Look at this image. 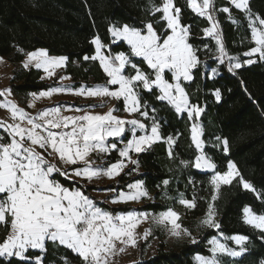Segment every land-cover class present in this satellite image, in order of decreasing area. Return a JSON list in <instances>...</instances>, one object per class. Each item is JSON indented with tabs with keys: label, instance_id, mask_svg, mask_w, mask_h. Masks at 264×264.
Segmentation results:
<instances>
[{
	"label": "snow or ice",
	"instance_id": "6c2138e0",
	"mask_svg": "<svg viewBox=\"0 0 264 264\" xmlns=\"http://www.w3.org/2000/svg\"><path fill=\"white\" fill-rule=\"evenodd\" d=\"M230 4L247 16L251 39L255 42V46L244 53L248 59L243 63H255L252 57L257 54L260 60H264V17L252 12L250 0H230ZM186 5L197 16L210 22V26L203 29V34L215 40L220 63L223 64L227 59L230 69L241 68L243 65L239 58L229 56L222 42L219 21L213 14L217 10L215 0H186ZM219 11L229 13V19L239 24V21L232 18L229 7H223ZM150 12L161 14L155 21L163 24L160 33L153 22H147L142 27L112 24L108 29L114 38L113 42L126 41L128 53L120 51L114 55H106L104 50L108 46L102 42L101 37L97 34L92 38L95 54L85 55L83 59L99 61L109 78L105 84L92 87L81 85L78 89L71 86L49 87L48 90L30 94L32 107H35L36 100L51 98L57 93L122 100L124 111L138 113L141 117L152 120L150 131L139 119H125L114 115V112L119 111L115 107L109 108L105 113L84 112L82 108L69 107L67 111L82 114L65 115V109L57 105L32 115L8 98L11 89L0 92V96L4 97L0 100V108L9 110L12 121L0 120V129L7 134V139L0 136V226L7 228V234L3 242H0V257L7 258L8 264H11L12 258L44 264L43 255L33 257L28 252L29 249H38L45 253L46 242L49 241L72 250L81 258L82 264H111L110 258L117 251L124 252L129 246L136 247L141 238L147 240L152 235L151 229H146L142 237L137 232L138 227L148 220L152 221L153 226L166 229L174 237L186 235L192 244L198 243L192 232L182 225L181 215L173 207L169 206L155 215L137 210L113 213L97 206L82 190L83 186L68 187L56 178L63 177L75 185L80 179L91 181L101 176L113 179L124 172L129 163L135 167L126 175L139 170V162L132 158V154L144 153L154 143L164 139L155 115L156 109H151L153 115L150 117L147 103L141 102L138 91L140 88L153 94L158 89L159 94L155 96L157 100L166 101L176 113H187L188 119L193 121L190 128L191 141L200 152L195 157L194 167L213 170L208 181L212 194L200 225L221 229L216 219L215 202L222 186L236 181L257 197L262 195L264 190L258 191L246 180L234 162L227 163L226 171H217V165L204 153V128L198 122L204 108L191 102L182 85V81L194 79L193 72L201 64L197 55L199 48L189 42L191 28L182 24L181 9L176 6L175 0H161L160 5L150 0ZM204 47L207 48V45ZM136 57L142 58V62L151 71L145 72L138 67V63L133 62ZM233 60H236L234 64ZM67 62V56H52L47 49L41 48L26 53L23 67L43 69L46 74L41 77L43 80L54 76L55 69L66 66ZM166 72L172 74L173 82L166 79ZM212 74L216 75L217 69L213 68ZM60 79L68 78L62 76ZM215 98L220 100L219 90L215 91ZM137 129L144 131V134L138 135ZM110 138H116V142L110 143ZM217 140L220 138L217 137ZM166 143L168 156L172 157L175 139L168 136ZM222 144L223 151L228 152L229 141L225 138ZM113 150L118 152L119 159L107 167L96 165L91 159L93 153L107 154ZM51 157H55L57 162H53ZM189 163L181 161L185 167ZM168 185L167 179L157 185L164 189L162 199H173L167 195ZM127 189L128 191L116 192L111 202L127 204L139 202L143 198L151 199L143 180L128 184ZM178 202L189 210L197 207L195 195L192 199H187L179 193ZM242 220L252 228L259 229L261 238L264 239V210L257 213L251 206H244ZM219 237H223V242ZM219 237L212 236L208 240L211 255L194 256L196 264H234L224 258L241 257L250 252L249 237L246 235L225 236L220 231ZM228 241H234L239 249L231 247ZM65 264H68L66 258ZM258 264H264V258Z\"/></svg>",
	"mask_w": 264,
	"mask_h": 264
},
{
	"label": "trees",
	"instance_id": "16d2710c",
	"mask_svg": "<svg viewBox=\"0 0 264 264\" xmlns=\"http://www.w3.org/2000/svg\"><path fill=\"white\" fill-rule=\"evenodd\" d=\"M160 5L161 0H151ZM181 9L182 24L189 25L191 36L189 42L198 47L197 55L201 61L197 70H194L192 81L183 83L190 100L204 108L198 122L204 128L203 139L206 142L205 152L217 165V171H226L227 163L234 162L243 174L258 190H264V60L259 57L250 65H243L239 69H230L229 61L221 64L218 46L214 39L206 37L203 29L210 26L205 18L197 16L187 5L186 0H175ZM216 11L213 13L219 21L222 32V42L231 57L244 60V53L255 46L251 39V28L248 27L247 16L241 10L235 9L229 0H215ZM229 7V13L219 11ZM253 13L264 17V0H250ZM160 13L150 12V0H0V57L13 65L12 77L9 88L21 102H24L32 92L48 90L49 87L71 86L78 89L81 85L92 87L105 84L109 79L99 61L84 60L85 55L92 56L95 46L91 43L95 35L101 37L102 42L108 46L106 55H114L120 51L129 52L125 41H114L108 31L112 24L117 26L129 24L142 27L147 22H153L157 32L162 31L163 24H157ZM207 45V48L204 45ZM47 49L52 56H67L68 62L58 75L41 79L44 72L31 66L27 69L22 62L26 53L37 49ZM23 51H20V50ZM110 49V50H109ZM236 61V60H233ZM133 62L138 63L145 72L151 70L142 58L136 57ZM217 69V74H212V69ZM60 74L71 76L67 84L60 80ZM126 74H129L126 71ZM221 93L220 100H216L215 91ZM141 102L147 103L150 117L151 109H156V118L159 121L160 133L164 138L153 144L146 152L132 154L138 160L139 170L126 175L134 168L129 163L124 172L120 173L113 182L104 187L88 184L87 180L79 181L73 185L71 181L57 176L61 183L68 187H81L85 194L90 196L97 206L109 212H126L129 210L158 213L173 207L180 213L181 222L191 232L198 219L206 214L207 203L212 194L208 183L211 172L196 169L195 157L198 150L191 141V123L187 113H176L173 106L166 101L155 98L159 90L153 94L142 88L138 89ZM3 96H0L2 99ZM61 104L76 107H89L91 100L81 104L79 98L66 100ZM118 112L124 110L122 100H117L115 108ZM137 116L144 124L150 127L152 120ZM140 135V132L137 133ZM7 139V135H4ZM175 139L173 156H168L166 138ZM217 137L220 140H217ZM131 139V135L128 134ZM229 141V151H223V139ZM116 142V138L109 141ZM97 159H102L104 167L115 163L119 159L115 150L107 154H97ZM103 156V157H100ZM181 161H189L185 167ZM167 179V195L173 199H162L163 187H157ZM137 180H143L149 190L151 199L143 198L139 202L127 204H111L100 201L92 194L93 190L115 189V192L127 191V185ZM185 198L197 197V207L186 209L178 202V194ZM203 198V199H201ZM244 206H251L257 213L264 210V191L257 197L255 193L245 190L236 181L231 185L221 187L219 198L215 202L217 220L221 229L203 230L198 237L197 244L184 242L180 245L169 247L161 241L157 252L145 260L135 264H196L194 256L210 255L208 239L216 236L220 231L226 236L246 235L249 237L248 247L250 252L238 258H225L234 264H258L264 258V239L259 229H254L242 220ZM7 228L0 226V242H3ZM47 251L29 249L30 256H44V264H82L81 258L72 250L58 243L46 242ZM0 264H8V259L0 257ZM11 264H35L34 260L18 261L12 258Z\"/></svg>",
	"mask_w": 264,
	"mask_h": 264
},
{
	"label": "rangeland",
	"instance_id": "374dc122",
	"mask_svg": "<svg viewBox=\"0 0 264 264\" xmlns=\"http://www.w3.org/2000/svg\"><path fill=\"white\" fill-rule=\"evenodd\" d=\"M244 57H245L244 60H242L240 62L242 63V65H249V64H244L243 63L246 59H248V57H246L245 55H244ZM257 58H258V54L256 56L252 57V59H254L255 61H256ZM25 59H26V57H25ZM235 62L236 61H232L233 64ZM9 66H10V64L7 63V61L5 59L0 57V92H2L5 89H10L9 88V81H8ZM56 75H58V74H56ZM171 75L172 74L170 72H166V79H169L170 82H173L172 79H171ZM52 77H54V76H52ZM184 82H187V81H182V85H183ZM72 99H76V98L69 97V98H66V99L64 98L62 100L65 102L66 100H72ZM89 100H91V102L93 103L91 106L87 107L90 110H94V109L104 110V109H106L107 107L110 106L109 105V100L107 98H105V97H102V98H99V99H96V98L83 99L82 101L80 100L81 101L80 103L83 104V103H86ZM63 101H61V102H63ZM116 102H117V100H114V104ZM101 104L103 106H96V105H101ZM21 108H24L27 111V108H25V107H21ZM84 108H86V107H84ZM117 113L125 114V111L124 110L122 112H118L117 111ZM125 119H139V120H141L139 118V116H137L136 114L126 115ZM141 122H142V120H141ZM127 127H129V126H127ZM138 132H140V135L144 134V131H142L140 129H137V133ZM202 139H203V137H202ZM205 146H206V142L204 141V153L206 154L207 157H209L207 155V153L205 152ZM93 154L91 156V159L95 162V164L96 165H101V166L104 167L102 159H97V156H94ZM199 154H200V152L198 150V155ZM100 157H103V156H100ZM51 159H53V162H57L55 160V157H51ZM211 161H212V159H211ZM200 170L208 171V172H211V174H213V170H210V169H200ZM115 178L110 179V178H108L106 176H101V177H98V178H94L91 181L87 180V182H88V184L95 185V186L101 188V187L109 185L111 182H113L115 180ZM82 180H84V179H80L79 181H82ZM127 191H128V189H127ZM92 194L94 196H96L100 201L114 204L111 201L113 200V198H114V196L116 194L115 191H109L108 189H98V190H93ZM132 203H134V202H132ZM150 214L155 215L156 213H150ZM203 216L200 219H198V221H197V223H196V225H195V227L193 228V231H192V235L195 236L196 238L198 237V235L203 230L210 229V228H205L202 225H200V220L203 218ZM216 219H217V216H216ZM146 229H151L152 235L149 236L147 240H144L143 238H141L139 240V242H138V245L136 247L129 246V247L126 248V250L124 252L117 251L116 254L113 257L110 258L111 259V264H135V263H138L141 260H145V259L149 258L150 256L154 255L157 252V249H158L161 241H164L169 247H174V246L180 245V244H182L184 242H190L189 238L186 235L182 236L181 238H177V237L172 236L166 229L157 228V227L153 226L151 220H148V221H145L144 223H142L138 227L137 232L142 237L143 233H144V231ZM216 236L219 237V234L216 235ZM211 238H209L208 240H210ZM219 238L223 242V237H219ZM228 243H229V245L231 247L237 248V250L239 249V246L235 245L234 241H228ZM34 250H38V249H34ZM209 250H210V248H209ZM210 255H211V253H210ZM225 258H228V257H225ZM234 258H238V257H234ZM230 259H232V258H230Z\"/></svg>",
	"mask_w": 264,
	"mask_h": 264
},
{
	"label": "crops",
	"instance_id": "0c3cea01",
	"mask_svg": "<svg viewBox=\"0 0 264 264\" xmlns=\"http://www.w3.org/2000/svg\"><path fill=\"white\" fill-rule=\"evenodd\" d=\"M38 50V49H37ZM95 54V53H94ZM93 54V55H94ZM7 61V60H6ZM24 62V61H23ZM22 62V64H23ZM7 63L10 64L9 66V70H8V81L10 82V79L12 77V71H13V65L7 61ZM31 67V66H30ZM63 68V67H62ZM62 68H57L55 69V75L56 74H59V72L62 70ZM43 71V69H40ZM44 72V71H43ZM54 75V76H55ZM44 76H46V74L44 73ZM67 77L68 79H63L61 80L63 83L67 84L71 81V76L70 75H67V74H60V78L61 77ZM45 91V90H43ZM33 93V92H32ZM36 93H39V92H36ZM31 94V93H30ZM29 94V97L27 98L26 101L24 102H21L18 98H16V96L12 93L11 91V95L8 97L9 99L13 100L19 107H25L27 108V111L32 114V115H36L38 112L44 110L45 108H50V107H54V106H57V105H60L62 106L65 110H64V114L65 115H78V114H82V113H77L75 111H67V108L71 107L73 109L75 108H82L84 112H88V111H91L93 113H105L108 111L109 108L111 107H114L115 104H114V100L113 99H110L108 97H105L109 100V107H107L106 109L104 110H100V109H94V110H90L88 109L87 107L84 108V107H76V106H71V105H64V104H61V101H63L62 99H66V98H69V97H74V98H79L81 101L83 99H88V98H93V97H86V96H77V95H74L73 93H57V94H54L51 98H42V99H38L35 101V107H32V97L31 95ZM96 99H99L101 97H95ZM4 99V97H3ZM3 99H0V100H3ZM80 101V102H81ZM64 102V101H63ZM111 102V103H110ZM114 115H118V116H121L122 118H125L126 115H131L130 113L126 112L125 111V114H122V113H117L114 112ZM0 120H7L8 122H12L11 121V115H10V112L8 109H5V108H0ZM127 127V126H126ZM4 135H7L6 132L3 130V129H0V136H4ZM111 139H114V138H110ZM109 140V141H110Z\"/></svg>",
	"mask_w": 264,
	"mask_h": 264
}]
</instances>
